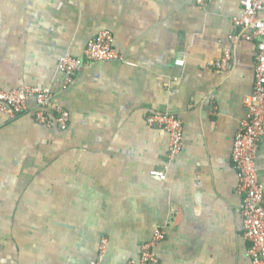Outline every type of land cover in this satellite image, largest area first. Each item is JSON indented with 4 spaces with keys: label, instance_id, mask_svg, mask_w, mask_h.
I'll return each instance as SVG.
<instances>
[{
    "label": "crops",
    "instance_id": "crops-1",
    "mask_svg": "<svg viewBox=\"0 0 264 264\" xmlns=\"http://www.w3.org/2000/svg\"><path fill=\"white\" fill-rule=\"evenodd\" d=\"M242 1L0 0V88H51L70 113L63 130L36 120L34 99L0 111V264H91L106 239L100 264H133L158 227L161 264L252 263L232 158L258 54L234 22ZM104 30L122 58L66 86L61 57ZM163 111L184 123L175 157L147 123ZM257 166L264 185V135Z\"/></svg>",
    "mask_w": 264,
    "mask_h": 264
},
{
    "label": "built area",
    "instance_id": "built-area-1",
    "mask_svg": "<svg viewBox=\"0 0 264 264\" xmlns=\"http://www.w3.org/2000/svg\"><path fill=\"white\" fill-rule=\"evenodd\" d=\"M206 0H198L203 4ZM243 12L234 19L237 25L249 28L252 34H243L246 39L257 38V64L253 91L244 99L246 115L237 131L233 147V164L239 176L238 192L243 199L241 214L244 220V235L250 243L251 264H264V185L259 176L257 154L264 135V0H243ZM237 37V36H236ZM235 37V38H236ZM114 46V34L109 30L100 32L88 42L83 57L64 55L59 61V70L65 75V85L73 83L78 71L96 61L121 59ZM232 61L231 50H226L215 66L225 69ZM178 66H184L186 57L181 53L176 59ZM54 93L51 88L23 85L12 90L0 88V111L16 117L28 109L29 100L38 105L36 120L46 125L66 129L70 113L65 107H51ZM150 126L167 130L170 134L169 156L175 157L183 147L184 123L174 112H154L147 115ZM151 174L164 180V171L154 169ZM166 237V228L158 227L154 239L142 246L140 258L133 264H161L155 252V242ZM108 241L102 242L98 259L91 264H100L106 252Z\"/></svg>",
    "mask_w": 264,
    "mask_h": 264
}]
</instances>
